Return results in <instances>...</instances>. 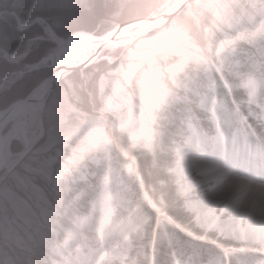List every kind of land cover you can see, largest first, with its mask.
Masks as SVG:
<instances>
[{
    "label": "rangeland",
    "instance_id": "1",
    "mask_svg": "<svg viewBox=\"0 0 264 264\" xmlns=\"http://www.w3.org/2000/svg\"><path fill=\"white\" fill-rule=\"evenodd\" d=\"M176 2L168 0L164 9ZM190 4L207 10L205 16L208 15L211 24L202 29L206 45L213 54H222L223 59L227 57L230 60L227 67L234 69L238 65L233 52H245L237 48L240 42H245L247 46H260V63L264 64V0H192ZM172 19L157 27L148 24L143 28L131 26L125 29L120 40L108 45L94 62L87 65L106 59V67L98 77L102 108L97 114L87 116L76 112L75 117L79 120L74 118L72 113L77 110L57 89L51 93L42 110H30L24 117L18 115L3 128L4 134L7 131L14 134L5 145L0 162V253L6 254L5 264L16 263L8 256L15 248L21 249V264L27 254H32L38 244L46 240L45 228H39L34 239L29 236L31 225L26 224L29 203L41 207L49 217L58 215L60 213L52 207L51 201L55 198L57 204L60 202L59 188L67 189L68 185L72 190L75 187L71 185L72 181L87 178L99 179L102 183L98 198L89 204L85 213L69 218L71 228H66L61 234L60 246L65 255L45 258L40 264H127L132 252H136L134 246L138 244L139 235L135 230L139 225H135L137 221L133 214L139 208L146 210L137 217L139 221L149 211L157 220L164 218L170 224L166 216L170 209L163 207L161 199L162 206L151 198L148 191L152 186L148 185L149 182L165 191L171 209L185 213L182 214L183 224L196 231L187 230L191 239L200 244L210 241L219 246L214 257L208 253L203 260L200 259V264H264V225L261 227L264 217L259 215L255 220V229L261 227L260 232L253 237L243 234L251 214L256 210L264 214V197H261L264 192L254 191L253 195L239 198L242 186L229 185L227 177L236 164L251 171L257 170L263 178L257 182H264L263 140L246 128L248 123L254 125L264 138V73L261 79H252L233 71L225 80L224 67L220 63L215 64L222 85L231 92L236 91L237 96L240 92L238 107L246 110L249 122L242 124L240 117L225 114L222 105L216 109L223 110L222 115L228 117L217 118V111L213 110L212 100L207 96L200 100L198 110L203 108L206 111L200 121L210 122L205 128L209 134L201 131L198 124L184 122V132L175 136L174 144H152L151 117L155 106L168 92L165 79L173 77L191 60L204 62L199 45L184 26L179 22L174 25ZM17 27L22 29L24 26L17 24ZM43 35L44 38L37 36L32 40L43 38L52 42L47 46L50 50L41 58L68 38L84 39L81 34L61 38L49 29ZM91 50H86L87 55ZM40 64L49 65V61ZM33 89L27 95L36 97L42 91ZM207 90L214 93L216 87L210 85ZM44 112L50 121L47 128L43 124ZM235 120H239L241 126L230 128L229 123ZM112 136L130 145L132 153L118 150L119 154L114 158L108 149L109 145H113ZM14 140H18L14 142V147L19 149L12 152L10 149ZM215 142L221 145L220 148ZM187 146L196 147L200 163L218 166L216 170L198 168L197 165L186 168L183 153ZM105 152L109 154L105 155ZM107 156L114 163L121 161L124 164L107 166L105 173L98 174L97 170ZM140 167L152 170L155 179L148 181L144 176L141 178ZM5 170L8 171L3 174ZM239 176L251 179L243 173ZM127 179L132 182L127 184ZM209 194L213 196V207L203 214L197 202ZM216 194L219 196L214 197ZM231 197L237 203L229 202ZM246 203L252 207L251 214L238 215V206ZM216 213L223 220L236 218V231L230 232L211 223ZM121 217L125 218L124 222L120 221L113 235L123 236L114 242L105 240L100 231L113 230ZM59 229L58 225L53 228L55 232ZM131 233H135L134 240L124 242ZM24 239L27 241L24 242ZM190 261L191 258L181 260L176 256L163 263L190 264Z\"/></svg>",
    "mask_w": 264,
    "mask_h": 264
},
{
    "label": "trees",
    "instance_id": "2",
    "mask_svg": "<svg viewBox=\"0 0 264 264\" xmlns=\"http://www.w3.org/2000/svg\"><path fill=\"white\" fill-rule=\"evenodd\" d=\"M167 3L168 0H0V109L27 95L44 76L49 75L51 68L47 64L31 68L50 50L47 46L52 42L43 40V33L46 29L61 38L78 33L102 35L118 23L158 14L164 10ZM206 13V9L190 4L172 19L174 25H178L179 22V25L184 26L185 31L199 45L204 62L191 60L173 77L165 79L168 92L158 106H155L154 115L151 117L154 133L152 144L157 143L158 146L164 143L174 144L175 136L184 132V122L200 124L202 114L201 110H198L197 102L205 94L210 96L213 110L217 111L216 107L222 105L226 106L225 114L232 113V116H241L237 103L241 98L240 92L237 96L236 91L231 92L223 88H216L214 93H209L207 90L208 86L220 82L219 75L214 68L215 64L220 63L224 67L226 75L236 71L246 78H255L264 73V64L263 67H260L262 65L260 63V46H247L245 42L237 44V48L245 52H233L238 60V65L234 69L227 67L230 62L227 57L223 59L222 54L212 53L206 45L202 30L211 24V19H208V15L205 16ZM17 24H22L24 27L19 29ZM37 36L43 38L32 41ZM31 41L32 43H30ZM212 49L215 50L214 46ZM105 67L106 59H99L83 69L72 70L55 88V90L60 89L68 103L77 110L72 113L74 118L79 120V117H75L76 112L91 116L97 114L102 108L98 77ZM243 98H245L244 95ZM241 111L246 113V110ZM219 112L217 111L218 118L228 117V115L223 116ZM49 122L44 112V127L47 128ZM247 128L252 129L256 135L260 136V131L254 125H249ZM112 138L113 145H109L108 149L114 158L118 156V150L132 153L133 149L130 145L123 143L118 137L112 136ZM16 141L18 140L13 141L10 149L12 152L19 149V147H14ZM177 143L179 144V142ZM104 154L109 153L105 152ZM117 163L124 164L121 161L114 163L107 156L97 173L103 174L107 166L114 167L117 166ZM155 163L157 162L155 161ZM139 169L141 178L144 176L148 181L155 179L152 170L144 167ZM7 171L5 170L3 174H6ZM14 171H11L10 174ZM131 182L127 179V184ZM73 184L75 187L72 190L68 185L67 189L59 188L61 189L59 190L61 199L58 204L55 198L53 200L49 198L52 200V207H55L60 213L58 215L49 217L41 207L29 203L26 224L29 223L30 227H33V229L29 227V236L34 239L39 228H45L47 237L45 241L38 244L32 254H27V258L22 260L21 264H40L45 258H58L65 255L60 242L62 232H65L66 228H71L69 218L89 210L90 202L95 201L99 196L102 183L100 184L99 179L87 178L83 181H72L71 185ZM148 185L152 186L148 191L151 198H154L158 204H161L159 201L161 199L163 207L170 209L168 210L169 215H166L170 224L164 218L157 220L149 211L139 221L137 217L146 212L145 209L142 211L139 208L133 214L137 221L135 225H139L135 230V233L139 235L138 244L133 248L136 252L131 251L132 258L127 261V264H164L163 262H170V258L176 256L181 260L191 258L190 264H200V259L203 260L208 253L214 257L217 249H220L216 245L217 243L209 241L206 244H200L201 242L191 239L186 232L192 227L188 224L184 225V220H182V214L185 213L182 210L175 212L169 207L170 202L165 197V191L159 189L158 185L150 182ZM124 219L121 217L113 230L100 231L102 236H105V240L114 242L123 236H114L113 232L119 228L120 221L122 223ZM57 225L60 228L59 234H55L49 229L51 226L57 227ZM189 231L196 232L194 229ZM135 233L125 237L124 242H132ZM11 236L8 237V241L11 240ZM26 241L27 239H24V242ZM19 250L15 248L11 252L12 255L10 253L8 255L12 261L16 262L15 264H20L15 259V253L18 254ZM3 253H0V264H5L6 254Z\"/></svg>",
    "mask_w": 264,
    "mask_h": 264
},
{
    "label": "water",
    "instance_id": "3",
    "mask_svg": "<svg viewBox=\"0 0 264 264\" xmlns=\"http://www.w3.org/2000/svg\"><path fill=\"white\" fill-rule=\"evenodd\" d=\"M191 1L192 0H177V2L171 7L162 10L158 14L118 23L111 30L100 36L91 33H80L84 39L71 40L68 38L66 41L61 42L47 56L41 58L39 62L32 67L37 68L40 63L49 61V66L52 69L51 73L44 80H42L41 83L36 86V88L33 89V91L41 89V93L36 97L30 96V94L23 98L16 99L5 108L0 109V123L3 119H5V117L18 108H27L28 110H42L51 93L68 73L77 68H84L88 64L94 62L103 49L121 39V33L125 29L131 26H139L143 28L148 24H152L156 27L160 26L178 15L180 12L184 11ZM75 47H84L87 48V50H92L83 59L74 58L69 62H65L64 58L61 60L58 58L62 51H68L69 49Z\"/></svg>",
    "mask_w": 264,
    "mask_h": 264
},
{
    "label": "bare ground",
    "instance_id": "4",
    "mask_svg": "<svg viewBox=\"0 0 264 264\" xmlns=\"http://www.w3.org/2000/svg\"><path fill=\"white\" fill-rule=\"evenodd\" d=\"M87 48L84 47H75L72 49H69L68 51H62L58 58L65 59L64 61H71L74 58L76 59H83L87 56L86 53ZM77 61V60H75ZM30 110L27 108H18L14 110L11 114H9L5 119H3L0 123V162L3 160V149L5 145L7 144L8 140L14 135L11 131H7L5 134L3 133V128L6 126L8 122L11 120L15 119L18 115L25 116ZM15 128V127H14ZM13 128V129H14ZM216 145H218V142H215ZM221 145H218L220 148ZM184 154V162H185V167L190 168L193 165H197L198 168L206 167L209 170H216L218 166H214L211 164H204L203 162L200 163L199 160V151L195 149L194 147L187 146V149L185 150ZM247 158H249L246 155ZM233 171H231L229 174H227V177L229 178V185H236L239 184L238 186H242L240 189L241 193L239 194L240 197H248L249 195H253L254 191H262L264 192V182L259 183L257 182L260 179H263L262 176L258 173L257 170L251 171L249 168L245 167H239L236 164L234 165V168H232ZM245 174L249 176L251 179H248L246 177H241L239 176L240 174ZM239 188V187H236ZM218 197L219 194H216L214 197ZM261 197H264V193L261 195ZM261 199V198H260ZM262 200V199H261ZM229 202L231 203H237L232 199V197L229 199ZM213 196L211 194L206 195L202 200L197 202V205L203 209V214L209 210V208L213 207ZM251 206L249 204H242L238 206L237 209V214L240 215L242 213H250L251 211ZM251 220L248 222L246 229L243 230V234L246 235L247 237H253L256 233L260 232L261 227L264 225L263 223L261 224V227L259 229H255V220L259 215H262L264 217V214L260 210H256L253 214H251ZM211 223H216L218 224L221 228H227L230 232L236 231V218L231 217L228 219H221V217L216 213L215 216L211 219ZM263 228V227H262ZM238 233H240L238 231Z\"/></svg>",
    "mask_w": 264,
    "mask_h": 264
}]
</instances>
